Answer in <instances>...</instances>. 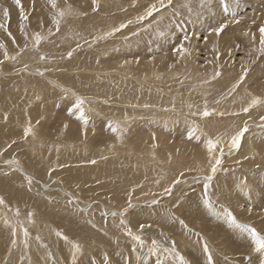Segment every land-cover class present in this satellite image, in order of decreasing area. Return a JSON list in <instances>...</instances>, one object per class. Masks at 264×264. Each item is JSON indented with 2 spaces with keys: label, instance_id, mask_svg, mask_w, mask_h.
I'll return each mask as SVG.
<instances>
[{
  "label": "rangeland",
  "instance_id": "1",
  "mask_svg": "<svg viewBox=\"0 0 264 264\" xmlns=\"http://www.w3.org/2000/svg\"><path fill=\"white\" fill-rule=\"evenodd\" d=\"M0 25V264H264L227 218L264 235V0H0Z\"/></svg>",
  "mask_w": 264,
  "mask_h": 264
},
{
  "label": "snow or ice",
  "instance_id": "2",
  "mask_svg": "<svg viewBox=\"0 0 264 264\" xmlns=\"http://www.w3.org/2000/svg\"><path fill=\"white\" fill-rule=\"evenodd\" d=\"M16 4L17 5H20V0H15ZM169 2H171V0H169ZM93 3H95V0H93ZM53 6L55 7V0H53ZM227 7V6H225ZM153 10H155V6L153 5L152 8H150L146 15L147 16H151L152 15V12ZM4 15L7 16L8 15V12L7 10L4 11ZM59 15L63 16L64 13L61 12ZM140 19H144V17H140ZM56 23L58 24L59 21H56ZM125 25H121V27H124ZM0 27H4V25H0ZM226 27V25L224 24H221L219 27L215 28L214 31L215 33L219 36L220 33L224 30V28ZM118 31V29H117ZM259 32H260V44H261V48H260V51L261 52H264V26H262L260 29H259ZM37 39V42L39 41L40 37L37 35L36 37ZM187 39V37H186ZM178 51H186L185 49H183V46H181L180 49H178ZM69 55H71V53H69ZM217 76L220 75L219 72L216 73ZM243 79V76L241 77V80ZM260 101L258 99H254L252 101V104L255 105L257 103H259ZM83 104V101L80 100L77 104V107L79 108L80 105ZM249 109L248 108H245L244 111L247 112ZM204 116H208L210 115V113L208 111H205L203 113ZM80 119L84 120L85 123H87V119L86 117L84 116V112L83 110L81 109L80 110ZM262 119H264V117H262ZM65 127H67L65 125ZM113 131H116L115 128L112 129ZM31 131V129H26L25 130V134L27 135L29 132ZM247 132V127L245 126L244 129H242L241 131L237 132L236 135H234L232 138H231V145L230 147L233 148V149H238L241 145V139L242 137L244 136V133ZM219 143V141H212V140H208L207 141V148H208V151L209 153L211 154L213 152L214 149H216L217 147V144ZM222 151V150H221ZM215 162L214 164H212V172L215 173L217 171V166L221 164V160L219 158H214ZM11 163H15V161H11ZM208 179L210 180L211 177H208ZM3 203V200L0 199V204ZM205 205L209 207V209L211 210V206L209 204V201L205 200L204 201ZM227 218H228V221L231 225H235L237 228H240L242 231H246L249 236L251 237V242L252 244L254 245V249L253 251H255L256 253H260V254H264V235H261L255 228L253 227H249V226H245V225H240V224H237L236 223V218L235 216H233V214L231 212H227ZM183 223V222H181ZM144 226L141 225V228H143ZM25 235H27V232H25ZM137 239H139V237H137ZM155 243V242H153ZM76 249L77 251H79V245H76ZM204 251L205 252H208V248H207V245H205L204 247ZM176 256L178 257V260H179V264H188V261L182 256L180 255L178 252L176 253ZM208 262L209 264H212V256L211 254L209 253L208 255ZM159 264V262H158Z\"/></svg>",
  "mask_w": 264,
  "mask_h": 264
},
{
  "label": "bare ground",
  "instance_id": "3",
  "mask_svg": "<svg viewBox=\"0 0 264 264\" xmlns=\"http://www.w3.org/2000/svg\"><path fill=\"white\" fill-rule=\"evenodd\" d=\"M54 52H56V51H54ZM71 133H68L66 136L67 137H69V139L68 140H70L71 142L73 141V140H75L74 139V137H75V132H73V131H70ZM28 158V157H27ZM28 162H30V161H28ZM30 164H32L31 162H30ZM159 229V228H158ZM164 230V229H163ZM159 232H160V229L158 230ZM169 235V234H168ZM177 241V240H176ZM175 242V241H174ZM177 244V243H176ZM86 264V263H85Z\"/></svg>",
  "mask_w": 264,
  "mask_h": 264
}]
</instances>
